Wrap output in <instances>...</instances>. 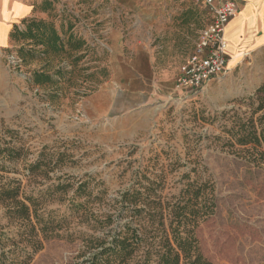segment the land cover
Here are the masks:
<instances>
[{
    "label": "rangeland",
    "instance_id": "1",
    "mask_svg": "<svg viewBox=\"0 0 264 264\" xmlns=\"http://www.w3.org/2000/svg\"><path fill=\"white\" fill-rule=\"evenodd\" d=\"M52 5L51 21L57 16L67 36L74 34L90 48L79 63L83 77L75 73L51 103L47 91L28 79L44 61L16 72L7 57L18 55L17 49L0 53V149L18 155H0V187L20 186V199L33 198L36 209L56 222L65 219L61 235L72 238H40L35 251L23 222L0 200L5 252L0 264L83 261L84 240L111 229L100 223L115 211L116 200L127 190L146 188L154 191L150 201L164 207L181 202L202 207L193 219L194 236L212 264H264V163L254 161L249 146L236 143L239 129L264 103L256 96L264 87V49L187 94L176 89L175 79L207 23L202 3L57 0ZM71 61L58 57L52 68ZM42 155H62L65 163L47 176H30V164ZM60 182L75 189L87 183L91 203L85 216L72 209L75 189L63 194L53 188ZM189 189L198 190V198L187 195Z\"/></svg>",
    "mask_w": 264,
    "mask_h": 264
},
{
    "label": "trees",
    "instance_id": "2",
    "mask_svg": "<svg viewBox=\"0 0 264 264\" xmlns=\"http://www.w3.org/2000/svg\"><path fill=\"white\" fill-rule=\"evenodd\" d=\"M23 23L25 31L17 30L12 35L13 39L26 42L25 46L17 49L18 57L22 59L24 66L37 59L45 62L41 69L32 70L28 79L38 90L47 91V98L53 103L63 95L62 84L72 83L75 73L83 77L79 63L84 58L83 53H87L90 48L84 40L74 34L67 36L62 22L59 25L60 30L55 21L27 19ZM62 56L72 60L71 64L64 62L61 63L63 66L52 68L53 61ZM95 75L96 72H93L89 77L93 78ZM262 95L264 87L256 93L258 100L263 102ZM259 113L260 115L256 117ZM236 143L241 147L249 146L254 161L264 163V103L254 110L248 126L244 125L239 129ZM7 152L12 159L18 156L14 150L0 149V155ZM64 163L62 155H56L55 159H44L42 155V158L39 157L36 162L30 164L29 173L30 176H34L41 172L47 176ZM53 188L63 194L75 189L73 184L61 182ZM145 190L144 193L140 190H127L119 200H116L115 211L105 215L100 223L102 229L106 227L111 229L103 237H90L84 240L86 252L81 256L84 260L77 264H212L201 254L194 236L193 219L199 216L202 207L181 202L170 209L164 207L161 202L150 201L154 195L152 188ZM186 193L195 198L199 196L198 190L189 189ZM89 196L87 183L79 185L74 190L71 198L72 209L77 214L83 213L81 217L90 210ZM86 197L88 200L82 202ZM20 198V186L0 187V200L8 202L9 214L23 222L26 241L35 251L41 249L40 238L43 240L72 238L70 235H61L65 233L62 232L65 219L56 222L51 215H44L36 209L37 205L33 198L28 197L25 200ZM1 236L0 233V259L5 257Z\"/></svg>",
    "mask_w": 264,
    "mask_h": 264
},
{
    "label": "crops",
    "instance_id": "3",
    "mask_svg": "<svg viewBox=\"0 0 264 264\" xmlns=\"http://www.w3.org/2000/svg\"><path fill=\"white\" fill-rule=\"evenodd\" d=\"M52 1L57 0H0L1 54L5 51L14 52L23 45L21 40L13 39L12 35L17 30L25 31L24 20L51 21ZM237 2L239 13L229 22L225 32L229 60L227 71L248 60L255 52L264 49V0H237ZM55 24L59 29L57 16Z\"/></svg>",
    "mask_w": 264,
    "mask_h": 264
},
{
    "label": "built area",
    "instance_id": "4",
    "mask_svg": "<svg viewBox=\"0 0 264 264\" xmlns=\"http://www.w3.org/2000/svg\"><path fill=\"white\" fill-rule=\"evenodd\" d=\"M195 1L203 4L208 14V22L175 79L176 89L187 94L198 92L206 84L226 73L229 60L225 32L229 22L239 13L237 0ZM7 63L16 72L24 68L22 59L16 54L9 55Z\"/></svg>",
    "mask_w": 264,
    "mask_h": 264
}]
</instances>
